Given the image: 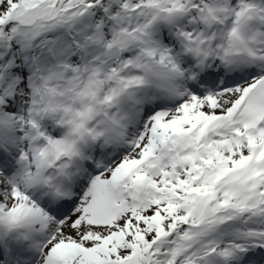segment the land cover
<instances>
[{"label":"snow or ice","instance_id":"1","mask_svg":"<svg viewBox=\"0 0 264 264\" xmlns=\"http://www.w3.org/2000/svg\"><path fill=\"white\" fill-rule=\"evenodd\" d=\"M0 264H264V0H0Z\"/></svg>","mask_w":264,"mask_h":264}]
</instances>
